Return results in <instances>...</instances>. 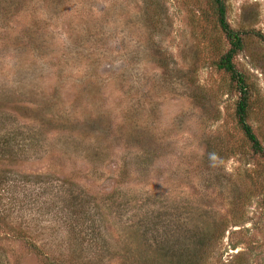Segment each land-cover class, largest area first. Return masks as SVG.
<instances>
[{
  "label": "rangeland",
  "instance_id": "obj_1",
  "mask_svg": "<svg viewBox=\"0 0 264 264\" xmlns=\"http://www.w3.org/2000/svg\"><path fill=\"white\" fill-rule=\"evenodd\" d=\"M264 149V0H222ZM210 0H0V264H264V158Z\"/></svg>",
  "mask_w": 264,
  "mask_h": 264
},
{
  "label": "trees",
  "instance_id": "obj_2",
  "mask_svg": "<svg viewBox=\"0 0 264 264\" xmlns=\"http://www.w3.org/2000/svg\"><path fill=\"white\" fill-rule=\"evenodd\" d=\"M217 16V24L220 31L225 36L229 49L219 60L217 68L227 73L231 80L235 82L236 88L240 94L237 102L235 116L238 127L248 141L252 152L255 155L264 158V149L247 123L249 109L248 92L243 76L238 73L233 65L234 57L242 50V36L239 32L233 31L226 20V9L222 0H210ZM188 264V263H184Z\"/></svg>",
  "mask_w": 264,
  "mask_h": 264
}]
</instances>
